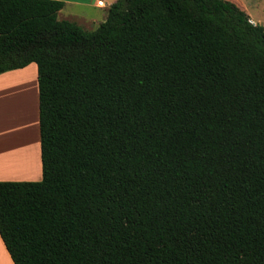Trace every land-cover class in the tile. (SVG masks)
Wrapping results in <instances>:
<instances>
[{
  "label": "trees",
  "instance_id": "obj_1",
  "mask_svg": "<svg viewBox=\"0 0 264 264\" xmlns=\"http://www.w3.org/2000/svg\"><path fill=\"white\" fill-rule=\"evenodd\" d=\"M0 0V75L38 68L43 178L0 182L15 264H264V26L229 0H117L88 31Z\"/></svg>",
  "mask_w": 264,
  "mask_h": 264
},
{
  "label": "crops",
  "instance_id": "obj_2",
  "mask_svg": "<svg viewBox=\"0 0 264 264\" xmlns=\"http://www.w3.org/2000/svg\"><path fill=\"white\" fill-rule=\"evenodd\" d=\"M57 1H62L65 3L63 10L69 7L70 5L71 6L77 5V6H83V7H92L94 9L103 8V7H100L98 4L101 0H98L97 2H94L92 0H57ZM116 1L117 0H113L111 2V5L115 3ZM229 1L235 3L238 7L244 10L249 15L251 22L253 24L264 26V0H229ZM63 10L59 13L60 20L62 19L60 18V15L62 14ZM104 17L106 20L107 17L106 16ZM63 19L69 20L68 17H65ZM69 21H72V20H69ZM72 22H76V21H72ZM33 64H35L36 66L37 83H38V68H37L36 63L30 64L24 69L10 71V72H6L0 75V100L2 99L5 102L15 100L16 102H18V99H17L18 93H16L15 91L16 89L14 88V86L9 85V83L4 84L2 82H6L4 80H6L9 77L19 78L18 76H20V74H26L27 70H29V68ZM2 84H4V86ZM24 97L25 96L23 95L22 97L23 108H24V105H26L24 99H27ZM37 101H38V106H37ZM27 108H28V105H27ZM29 108H30V105H29ZM36 109L38 111V115H37L38 116V120H37L38 142H37L35 151H33L35 152V158L33 159L32 162L28 159L29 149L28 147L27 149L25 148L26 141L23 137L22 127H16V128L8 127L6 130L4 129L5 132L2 136V141L5 144H3L4 146H0V182H38V181H41L43 178L42 157H41V137H40V128H39V92L36 93ZM25 117H26V120H28L30 124V128H29V125H27V132L25 133V136L27 138H31L32 137V131H31L32 127H31V122L29 119L30 116L25 115ZM33 130H34V133H33L34 144L36 145L35 139L37 138V132H35V121H34ZM7 158L9 159L11 164L18 165L16 169L8 168L7 163H6ZM0 264H15L1 235H0Z\"/></svg>",
  "mask_w": 264,
  "mask_h": 264
},
{
  "label": "rangeland",
  "instance_id": "obj_3",
  "mask_svg": "<svg viewBox=\"0 0 264 264\" xmlns=\"http://www.w3.org/2000/svg\"><path fill=\"white\" fill-rule=\"evenodd\" d=\"M94 2H97L98 0H92ZM105 3V7L102 9H94L92 7H83V6H69L65 8L60 15V18L68 17L69 20L76 21L77 24H79L82 28L88 31L95 30L101 22L105 21V17H107L108 10L111 6V2L113 0H101ZM61 19V20H62ZM64 20V19H63ZM28 74V75H26ZM26 74H20L18 76L19 78H7L6 82L2 83H9V85H13L16 89V93H18V97L20 98V103H22L21 96H25L24 99L26 105H24V108L26 109V115L33 116L35 121V132H37V120H38V111L36 109V93L39 92L38 89V83H37V74H36V66L33 64L29 70H27ZM13 81V82H12ZM32 83V85H31ZM4 84H2L4 86ZM33 96V98H32ZM16 98V97H15ZM32 99V104L30 103V100ZM30 105V108H29ZM38 106V101H37ZM36 134V133H35ZM36 145L34 144L35 148L37 146L38 142V132H37V138ZM32 142V141H31Z\"/></svg>",
  "mask_w": 264,
  "mask_h": 264
},
{
  "label": "bare ground",
  "instance_id": "obj_4",
  "mask_svg": "<svg viewBox=\"0 0 264 264\" xmlns=\"http://www.w3.org/2000/svg\"><path fill=\"white\" fill-rule=\"evenodd\" d=\"M32 85V83H31ZM2 95V94H1ZM4 95V94H3ZM3 97V96H2ZM23 96H21L22 98ZM33 98V96H32ZM18 102L14 101H3L2 99L0 100V146H4L3 144H5L2 141V136L5 132V130L9 127H22L23 128V137L26 141L25 144V148L29 149V154H28V159L32 162L33 159L35 158V146H34V130H33V126H34V118L33 116H30V122H31V131H32V137L31 138H27L25 136V133L27 132V125H29L30 128V124L28 122V120H26V108H23L22 103H20V98L17 97ZM30 103L32 104V99L30 100ZM28 122V123H27ZM11 123V124H10ZM5 129V130H4ZM32 141V142H31ZM14 157V155H13ZM7 166L8 168H13L16 169L18 165L15 164H11L9 159L7 158Z\"/></svg>",
  "mask_w": 264,
  "mask_h": 264
},
{
  "label": "built area",
  "instance_id": "obj_5",
  "mask_svg": "<svg viewBox=\"0 0 264 264\" xmlns=\"http://www.w3.org/2000/svg\"><path fill=\"white\" fill-rule=\"evenodd\" d=\"M98 4H99L100 7H105V6H106V5L104 4V2H102V1H100Z\"/></svg>",
  "mask_w": 264,
  "mask_h": 264
}]
</instances>
